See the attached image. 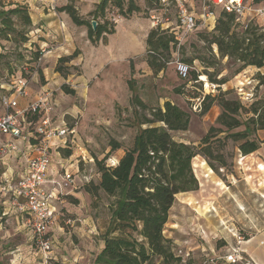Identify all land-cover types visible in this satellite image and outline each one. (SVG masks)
I'll use <instances>...</instances> for the list:
<instances>
[{
  "label": "rangeland",
  "instance_id": "1",
  "mask_svg": "<svg viewBox=\"0 0 264 264\" xmlns=\"http://www.w3.org/2000/svg\"><path fill=\"white\" fill-rule=\"evenodd\" d=\"M8 2L3 1L4 10L14 7L7 6ZM136 4H140L143 12L133 13L129 17H121L117 9L107 8L105 18L115 24L114 32L104 34L96 42L89 38L82 26L75 25L65 14L61 21L47 18L46 30L56 41L60 42L62 35L75 37L78 56L70 63L72 67L65 79L54 71L56 56L63 54V50L54 48L52 38L33 36V27L28 32V43L21 46L3 43L5 49L0 48V54L4 56L0 59V94L10 89V76L13 73L27 80L31 98L48 95L53 108L50 115L52 122H63L74 130L62 144L64 148H59V155L53 152L49 173L56 174L58 165H62L65 172L78 179L77 197L67 199L65 207L59 211L63 216L60 222L62 230L57 233L53 257L37 255L38 251L32 243L22 235L15 236L11 228V237L0 240V264H68L67 260L71 264H94V256L99 251L114 202L102 191L93 194L85 187L92 184L89 186L92 190L99 182L100 175L94 160H104L106 166L115 165L124 151L132 147L140 122L144 118H151L152 111L162 108L164 102L172 103L190 116L187 130L171 132L172 138L197 146L208 129L216 124L220 113V108L214 103L206 114H201L204 96L237 100L245 107L264 99V67L243 68L238 61L222 58L216 47L209 43L211 30L182 36L173 10L169 13V23L161 28L169 26L176 30L180 40L170 50L164 69L158 73L151 71L144 62L145 39L152 28L148 16L150 12L146 8L156 9V5L144 0H136ZM81 11L84 13L86 7H82ZM18 25L22 27L19 22ZM78 30L79 34L82 33L80 38L77 36ZM36 52L40 53L38 59L31 60ZM4 61L9 62L11 69L6 70ZM177 61L186 63L190 72L196 73L195 82L189 76L181 79L177 75L174 67ZM209 79L224 80L226 83L217 85ZM62 85L75 90V94H65L61 90ZM178 90L180 93H177ZM196 94L198 96L192 98ZM134 98L144 107L138 106ZM225 136L220 134L211 141L214 156L221 158L224 166L212 161L215 168V172H212L207 161L196 156L191 166L198 190L175 197L162 232L163 236L172 233L171 237H166L171 241L172 259L161 263L159 258L154 257L150 264H201L212 251L226 254L229 248L224 246L223 241L212 239L211 234L209 239L202 240L196 234L195 227L205 223L212 231L215 196L221 188L222 192H226L221 194L222 199L229 204L230 197L226 190L230 184L237 190L245 184L250 196H253L250 203L246 200L249 203L248 219L252 216L256 226L263 220L264 199L259 192H264V131L257 132L259 149L247 158L241 156L237 144ZM111 142H117L120 149L110 152ZM59 146L55 143L53 149L56 153ZM67 219L73 223L65 225ZM83 220L92 224L96 232L87 234ZM172 222L176 224L175 227H172ZM129 234L136 237L134 232ZM80 256L82 259L78 258Z\"/></svg>",
  "mask_w": 264,
  "mask_h": 264
},
{
  "label": "trees",
  "instance_id": "2",
  "mask_svg": "<svg viewBox=\"0 0 264 264\" xmlns=\"http://www.w3.org/2000/svg\"><path fill=\"white\" fill-rule=\"evenodd\" d=\"M3 1L0 0V48L4 50V44L21 46L28 43V32L32 23L26 6L13 4L9 0L7 6L14 7L4 10ZM144 2L156 5V9L146 8L150 12L149 17L151 14L163 12L158 0ZM107 8L117 9L121 17L143 12L136 0H101L92 14V21L96 22L93 30L91 22L83 20L72 4L62 6L57 11L66 13L75 25L87 26L89 38L96 42L104 34L114 32L115 24L105 18ZM161 27H152L145 39L144 62L155 73L164 69L180 32L170 29L169 26L164 27L165 29ZM202 30L205 29L197 28L193 33ZM208 35L211 39L209 43L216 47L222 58L238 61L243 68L264 67V31L258 21L248 23L245 29L234 14L217 9L214 28ZM39 54L36 52L31 60L38 59ZM77 56L78 52H74L60 57L55 65V73L65 79L72 67L70 63ZM3 57L0 54V59ZM3 65L6 70L11 69L9 62L4 61ZM190 71L188 76L195 82L197 75ZM15 76L11 73L10 77ZM210 81L217 85L226 83L224 80ZM128 85L132 91L131 82ZM61 90L67 95L75 94V90L66 85H62ZM197 96L196 94L192 98ZM134 100L138 106L144 107L136 98ZM201 103V114H206L214 103L220 108V113L216 124L208 129L197 146L172 138L171 132L187 130L190 116L166 101L162 108L152 111L151 118H144L140 122L132 147L124 151L115 165L106 166L104 160H94L100 175L99 182L92 190L89 189L92 184L86 185L87 191L93 194L102 191L114 199L109 222L102 234L103 248L96 256L94 264H150L154 257L159 258L161 263L172 259L171 241L162 232L168 222L175 197L198 190V182L192 171V160L196 156L203 157L212 172H215L212 161L224 166L222 159L214 156L211 143L220 134H225L226 139L237 144L241 156H248L259 149L260 142L256 134L264 131V99L245 107L237 100L207 95L202 98ZM38 119L39 114L33 113L27 114L25 120L31 128ZM119 149L117 142L110 143V152ZM64 153L70 154L68 151ZM66 198L72 199L70 196ZM72 201L77 203L76 200ZM130 232H134L136 237L131 236Z\"/></svg>",
  "mask_w": 264,
  "mask_h": 264
},
{
  "label": "built area",
  "instance_id": "3",
  "mask_svg": "<svg viewBox=\"0 0 264 264\" xmlns=\"http://www.w3.org/2000/svg\"><path fill=\"white\" fill-rule=\"evenodd\" d=\"M163 8L159 14H151L152 27L167 25L171 10L182 36L193 33L197 28L212 30L216 20V10L234 14L247 28L248 23L258 21L264 31V0H158ZM180 38L177 36L176 41ZM181 79L189 75L190 67L181 61L174 64ZM10 89L0 94V161L16 157L22 167L14 181H6L0 188L9 200V205L23 215V223L31 236V243L45 258L51 253L52 240L49 229L56 218L55 201H61L71 191L77 189L74 177L63 170L48 177L51 164L52 144L59 142L61 149L65 139L74 130L55 125L51 120L53 108L48 95L37 97L25 108L19 102L28 98L27 80L22 76L11 77ZM39 114V119L31 128L26 122L27 114ZM240 259L238 254L208 256L201 264H234Z\"/></svg>",
  "mask_w": 264,
  "mask_h": 264
},
{
  "label": "crops",
  "instance_id": "4",
  "mask_svg": "<svg viewBox=\"0 0 264 264\" xmlns=\"http://www.w3.org/2000/svg\"><path fill=\"white\" fill-rule=\"evenodd\" d=\"M100 2L101 0H18L16 2H11V3L23 5L28 8L29 16L32 23L31 27H33V33H32L33 36H36L37 38H40L41 36L46 37L47 39L52 38L53 41L55 42L54 48L58 50L61 49L63 50L64 52L63 54H58L56 56V59L58 60L62 56H68L71 55L70 53L76 52L75 51L76 42L74 39L75 37L72 36L71 38H69L66 35H62V39L60 40V42L56 41L57 39L54 36H52V34L48 33V31L46 30L45 26H46L47 18L48 19L56 18L61 21L64 14L66 16L68 15L64 12L57 11V9L67 4H72L74 8L77 10L78 15L83 20L87 22H91V20H93L92 14ZM82 7H86V11H84V13H82L81 11ZM88 17H91L92 19L89 20ZM82 27H83V31L88 33L87 26H82ZM81 35L82 33L79 34V30H78L77 36L80 38ZM36 98L35 97L31 98L29 94L28 98L23 99L21 100V102H19V105L21 108H25L29 103L35 101ZM54 124L57 126H63V122H61V124L59 122H54ZM55 143L60 144L59 142H54L52 144L51 156L53 152L56 155H59L60 147L56 149L57 153L53 149ZM247 157L248 156H245L244 158ZM15 158L16 157L12 158L11 160L0 161V188L5 185L6 181L9 180L14 181L15 179H17L18 175L21 173L22 167L19 164L20 162ZM61 167L63 166L58 165L57 167L58 169H56L57 170L56 173L59 172ZM54 175L48 173L49 178L55 177ZM77 180H78L77 177L74 178V182L76 183V185H77ZM218 191L219 193H217V195L215 196L217 200H215L216 205L214 206V219L212 223V227H213L212 231L207 227L205 223H199L195 227V232L198 235V237H200V239L202 240L209 239L211 235H213L212 239L223 241L224 246L229 248V251H226V254L224 255L223 254L221 255L222 252L212 251L210 252V254L207 255V257L209 255L225 256L235 252L238 254V258L240 260L234 264H264V218L262 217L263 220L261 221V223H258L257 226L254 224V220L252 216L251 219L250 218L248 219V217H250V213L247 211L249 208L247 204L250 203V198H253V196H250L248 192V188H246L245 184H242L241 188L237 190L235 186L230 184L229 189L226 190L227 193H229V197H230L229 204L225 203L221 196L222 193H226V192H222L221 188ZM68 193L70 194L67 196H70L71 198L77 197V189ZM259 195L262 199H264L263 191L259 192ZM67 196H65L61 201H55L53 203V207L54 209H56L55 213L57 216L55 218L53 225L49 229V236L52 240L51 253L48 255L50 257H53L54 255L53 254L54 244L57 242L56 241L57 233H59V231L62 230V227L60 226V222L63 216L62 213L59 211L62 210L61 208L65 207V203L67 202L68 199L66 198ZM246 200L249 203H246L247 202ZM71 222L72 221H70V219H67L65 221V225H69L71 224ZM83 223L86 225L83 228L86 230L87 234L90 235L96 232L95 227H93L92 224H89L87 220H83ZM171 225H173L172 227H175L176 224L172 222ZM11 228L15 231L14 232L15 236L22 235L26 237L27 241L31 244V236L29 231L24 226L23 215L16 212L13 208H11L9 205L8 198L3 193H1L0 194V240L1 239L4 240L5 237L6 239L11 237L10 236ZM170 229H176V228H170ZM238 231H241L242 233L239 234ZM171 234H172L171 232L167 236L166 234H164V237L165 238L171 237ZM99 244H100L99 251L94 256L95 258L103 248V241H100ZM201 252L203 253V250H201ZM37 255H40V253L38 252ZM78 258L82 259V256ZM67 261L68 264H71L69 260Z\"/></svg>",
  "mask_w": 264,
  "mask_h": 264
},
{
  "label": "water",
  "instance_id": "5",
  "mask_svg": "<svg viewBox=\"0 0 264 264\" xmlns=\"http://www.w3.org/2000/svg\"><path fill=\"white\" fill-rule=\"evenodd\" d=\"M91 25H92V29L94 30L95 27H96V22L92 21V22H91Z\"/></svg>",
  "mask_w": 264,
  "mask_h": 264
},
{
  "label": "bare ground",
  "instance_id": "6",
  "mask_svg": "<svg viewBox=\"0 0 264 264\" xmlns=\"http://www.w3.org/2000/svg\"><path fill=\"white\" fill-rule=\"evenodd\" d=\"M194 164H195V162H194Z\"/></svg>",
  "mask_w": 264,
  "mask_h": 264
}]
</instances>
